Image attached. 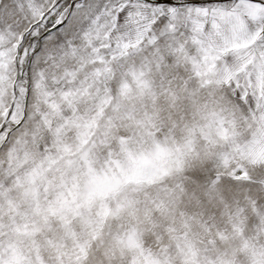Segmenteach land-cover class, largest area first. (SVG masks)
<instances>
[{
	"label": "snow or ice",
	"instance_id": "1",
	"mask_svg": "<svg viewBox=\"0 0 264 264\" xmlns=\"http://www.w3.org/2000/svg\"><path fill=\"white\" fill-rule=\"evenodd\" d=\"M0 264H264V0H0Z\"/></svg>",
	"mask_w": 264,
	"mask_h": 264
}]
</instances>
